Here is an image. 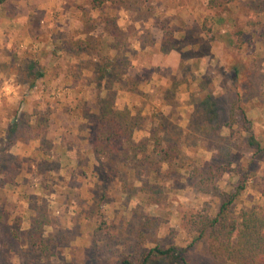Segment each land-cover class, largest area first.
Listing matches in <instances>:
<instances>
[{
    "label": "rangeland",
    "instance_id": "1",
    "mask_svg": "<svg viewBox=\"0 0 264 264\" xmlns=\"http://www.w3.org/2000/svg\"><path fill=\"white\" fill-rule=\"evenodd\" d=\"M20 1L0 32V264H121L172 246L231 264L198 223L233 194L235 219L264 206L247 130L264 148V0H31L43 10L28 20ZM110 113L132 134L114 153L94 145ZM157 130L173 168L141 145ZM211 167L218 190L195 170Z\"/></svg>",
    "mask_w": 264,
    "mask_h": 264
},
{
    "label": "trees",
    "instance_id": "2",
    "mask_svg": "<svg viewBox=\"0 0 264 264\" xmlns=\"http://www.w3.org/2000/svg\"><path fill=\"white\" fill-rule=\"evenodd\" d=\"M6 0H0V4H3ZM115 3V0H95L94 7H99L104 3ZM220 5L218 0H210V6ZM83 44L85 41H78L74 44L76 47L71 48L69 51L70 56L80 57L82 51L85 50ZM213 117V113L207 112ZM244 117V123L248 125L251 121L245 118V113H242ZM231 118H235L232 114ZM214 120V119H212ZM97 129L95 131L94 145L96 150H101L104 146L110 153L117 152L121 143L131 140V132L128 126L124 127L117 117L113 114L101 117L98 119ZM215 131L216 126L210 125ZM248 132L251 133L249 145H251L256 153L264 151V148L258 143L251 132V127H247ZM219 133V132H218ZM161 134V135H159ZM151 142H154L155 150H159L164 157V161L168 163L170 167H174V162L179 156L177 146L167 147L161 149L163 146L162 131L157 130L151 137L145 139L141 143L144 147H148ZM229 153V151H228ZM227 153V154H228ZM137 164H143L138 163ZM181 168L183 164L179 165ZM215 167H211L210 171L202 169H195L201 172V185L204 184L207 187L211 186V189L218 190L215 186L216 173H211ZM203 171V172H202ZM197 171H193L195 176ZM213 172V171H212ZM200 185V186H201ZM241 187H238V190ZM262 195L264 197V186L262 189ZM237 195H230L227 199H223L219 211L215 217H202L199 221V238H207L208 253L215 259H225L231 264H264V206L255 205L250 209L242 212L239 218H233L231 214V206L235 201ZM4 221V214L0 213V226ZM121 264H190L186 251L176 246L163 249L155 247L144 252L140 255L136 261L130 259H124Z\"/></svg>",
    "mask_w": 264,
    "mask_h": 264
},
{
    "label": "crops",
    "instance_id": "3",
    "mask_svg": "<svg viewBox=\"0 0 264 264\" xmlns=\"http://www.w3.org/2000/svg\"><path fill=\"white\" fill-rule=\"evenodd\" d=\"M9 0H6L3 4H0V32L3 36H7V30H10L11 32V26L10 25H7L6 27V23L4 24V22H14V18L15 16H13L11 14V12H9L6 8H4V6H7ZM22 5H25L26 4V11L27 13L25 14V16L27 17V20L30 19V17L36 13H39L40 10H43L42 6L40 7H36V8H33L31 7V4H32V1L31 0H21L20 1ZM36 9V10H35ZM33 12H35L34 14H32ZM122 14V13H120ZM33 17V16H32ZM10 23V24H11ZM27 26V23L26 24H22L19 26V28H25ZM6 28H8L6 30ZM1 35V36H2ZM3 73L1 72L0 70V75H2ZM1 80V79H0ZM3 84H5V80L2 81ZM2 111V109H0V112ZM38 140V139H37ZM39 141V140H38Z\"/></svg>",
    "mask_w": 264,
    "mask_h": 264
}]
</instances>
